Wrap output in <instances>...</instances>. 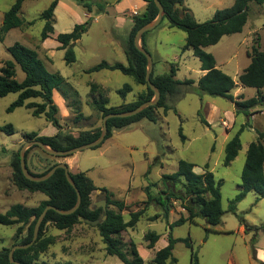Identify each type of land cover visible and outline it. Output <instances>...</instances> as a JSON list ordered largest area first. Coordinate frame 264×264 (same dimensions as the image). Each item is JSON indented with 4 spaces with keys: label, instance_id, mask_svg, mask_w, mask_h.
<instances>
[{
    "label": "rangeland",
    "instance_id": "374dc122",
    "mask_svg": "<svg viewBox=\"0 0 264 264\" xmlns=\"http://www.w3.org/2000/svg\"><path fill=\"white\" fill-rule=\"evenodd\" d=\"M15 0H0V28L4 13ZM52 0H25L21 6L20 18L25 23L20 28L8 31L4 39L0 40V67L4 61L10 60L7 48L19 43L38 54L44 62L46 70L53 74L58 73L64 84L61 91H57L66 101L70 115L61 120L58 114L60 132L71 133L77 136L81 131L101 129L102 116L91 107L92 100L107 97L108 106L129 104L144 94L146 87L137 84L130 76L115 71H99L87 74L86 70L104 59H119L114 34L111 27L117 23L114 15L105 10L102 1L111 3L115 0H59L57 10H54L55 30L60 34L69 33L77 24L85 21L89 23L87 32L73 46L75 62L67 65L64 61V51L54 50L52 58L45 50L40 34L44 26L40 14L49 6ZM235 0H183V6L190 10L198 23L212 19L217 10L229 8ZM125 2L134 3L135 0ZM59 3V2H58ZM89 3L94 14L100 15L97 23L89 20L85 14L83 4ZM104 7L103 9L100 8ZM138 7V6H137ZM142 12V9L137 8ZM55 8V9H56ZM85 9V10H84ZM96 9V10H95ZM135 12V11H134ZM132 12L131 17L138 16ZM110 13V14H107ZM31 23V24H30ZM166 19L150 31L145 38L156 37L144 45L151 55L154 76L167 75L171 65L176 68L175 79L178 81L191 80L190 86H180L177 94L167 95L164 103L173 110L166 113L162 108L156 109V121L151 123L142 121L128 128L114 132L111 138L104 141L99 148L87 149L75 155L74 172H84L92 181L95 190L107 191L111 200L122 201L124 210L122 216L128 221L130 214L141 211L142 216L135 227L122 232L121 240L124 250L129 254V245L133 243L143 258V264H149L155 253L167 245L168 235L174 239H189L191 248L184 243H175L172 257L166 264H191L194 254L198 264H258L254 249L264 251V198L250 192L236 205L235 212L229 210L230 200L238 193L240 174L245 162L247 145L259 139L264 145V102L251 108L245 116L236 113L235 106L227 99L210 97L197 90V81L201 77L200 63L191 49L183 50L185 33L181 30L166 29ZM55 40V37H52ZM50 39L48 44L55 43ZM113 44V45H112ZM60 46V44H59ZM264 52V5L254 2L248 4L247 20L240 33L223 36L215 45L204 48L211 54L216 68L230 76L237 87L232 91L233 99L238 101L256 97L253 88H242L238 84V76L247 67L250 60L247 53L252 47ZM126 48V46H125ZM116 53V54H115ZM126 55V54H125ZM127 64L126 56L122 58ZM23 72L16 66V80L22 81ZM90 79L107 85L105 91L98 87V91L91 93ZM124 85H129L131 91L122 98L117 91ZM77 95H74L73 92ZM264 95V88L261 90ZM17 94L10 93L0 97V213L3 214L10 206L20 204L24 207L35 208L45 195L39 192L19 190L13 183L12 161L14 155L26 142L25 135L35 133L38 136H52L58 132L45 120L44 115L32 116V109L24 107L7 112L9 105L15 101ZM79 102L80 111L85 116L84 121H73V105ZM31 103H41L40 99L28 100ZM54 102V101H53ZM56 105V103L54 102ZM57 106V105H56ZM203 118L208 125L201 123ZM11 125L12 134H7L1 128ZM181 128L184 140L181 139ZM240 134L241 150L229 166L222 164L224 147L238 130ZM65 157H50L38 147H32L27 154V167L32 173L39 174L49 162L63 163ZM180 160L195 165L194 172L200 174L207 167L217 182H221V207L223 215L221 224L213 232L205 231V221L196 217L193 223L186 222L172 227L170 224L179 217L188 216L187 208H196L191 205L188 196L184 194L180 184L161 183L162 175L172 174L177 170ZM173 194L166 203L165 209L158 202L159 197ZM102 198H103V194ZM105 197V196H104ZM93 201L91 202V204ZM116 211L115 208L109 207ZM166 212V213H165ZM158 215L156 219H152ZM243 220V232L240 233V220ZM14 226L0 225V250L11 248L24 236V231L17 237ZM154 232L159 236L152 249L147 248L144 236ZM46 236L53 239V244L35 264H123L117 257L108 256L104 245L95 227L81 222L68 231H58L48 225ZM175 261H174V260Z\"/></svg>",
    "mask_w": 264,
    "mask_h": 264
},
{
    "label": "trees",
    "instance_id": "16d2710c",
    "mask_svg": "<svg viewBox=\"0 0 264 264\" xmlns=\"http://www.w3.org/2000/svg\"><path fill=\"white\" fill-rule=\"evenodd\" d=\"M24 1L25 0H15L11 7L4 13L2 26L0 28L1 41L8 31L20 28L24 25V19L19 16ZM143 1L146 3L144 11L132 18L133 24L125 48L127 64L115 63L110 65L105 61H101L87 69L86 73L90 74L102 70H117L123 75L132 77L137 84L144 85L146 91L144 94H141L136 101L117 107L108 106V99L102 97V94L99 93L100 99H93L91 107L102 117L110 113L128 112L135 109L141 103L153 98V92L145 82L147 68L146 58L133 44V37L136 31L154 20L158 13L153 0ZM158 1L163 7V20H167L168 27L170 29L181 30L185 33V44L182 49H191L193 55L200 63V71L205 72L197 81V90L201 94L210 97L227 99L234 104L236 113H243L245 116L250 115L248 111L251 108L255 107L260 102H264V95L261 93V90L264 88V52L259 51L257 47L253 46L251 51L247 53L250 62L238 76V84L242 88L247 87L255 89L256 97L247 100H241L242 97H240L239 100L236 101L232 96V91L237 87L236 83L230 76L216 68L214 57L206 53L204 48L217 44L223 36L240 33L247 20L248 4L254 2L257 5H264V0H235L231 7L217 10L212 19L204 23L195 21L190 10L183 6V0ZM58 2L59 0H52L49 6L40 14L41 20L44 21V26L40 34L41 41L50 38L54 34V10ZM176 4L182 5V12L179 11ZM83 7L87 11L91 9L89 3L83 4ZM100 8L103 9L104 7L100 6ZM88 26L89 23L84 22L75 25L69 33H60L56 35L55 40L60 44L58 49L64 51V61L67 65L75 62L72 48L87 32ZM148 33L149 32L145 33L140 41L141 47L146 51L144 38ZM7 52L10 55V60L4 61L3 65L0 67V97H5L10 93L17 94L16 100L9 105L7 112H12L19 107L32 109L31 113L33 117L44 115L45 120L58 130L53 136H38L35 133L27 134L25 135L26 141L38 140L53 150L63 151L90 143L98 138L100 134L99 128L96 130L81 131L77 136H73L71 133L62 134L59 130L60 125L58 118L55 117V115L58 114V107L53 102L52 92L53 90L61 91L64 79L58 73H49L45 68L44 62L39 59L38 54L33 49H29L19 43H14L7 48ZM16 66H18L24 74V78L20 82L16 80ZM176 71L177 68L172 64L170 73L167 75L154 76L151 72L150 81L160 92V100L158 103L155 106L144 109L132 117L109 119L107 121V134L105 140L111 136L113 130L122 129L140 121L155 123V111L158 108H162L165 113L168 110H173L175 112V109L169 108L164 103L165 97L167 95L177 94L179 87L182 85L190 86L193 84L191 80H185L183 82L176 80ZM90 87L92 94L98 91L97 85L91 84ZM130 91L131 87L129 85H124L117 93L124 98ZM73 93L77 95L75 91ZM32 99H40L41 103H27L28 100ZM79 105V102L76 101L72 108L74 111L73 121L75 123L82 122L85 119L80 111ZM201 123L208 125L203 118H201ZM1 130L5 131L7 134L13 133L11 125L3 127ZM241 133L242 128H240L225 144L222 162L224 166H229L241 150ZM179 134L181 139L184 140L181 128L179 129ZM260 136L261 134H259V139L250 142L246 149L245 162L240 174L239 191L232 200H230L229 210L232 213L235 212L236 205L250 192L256 193L258 199L264 198V145L259 141ZM32 147L28 148L25 152V164L27 169L26 157L28 151ZM45 155L50 156L46 153ZM56 164L59 163H47L39 174L32 173L29 169L28 171L34 176H43ZM194 167V164L180 160L177 165V170L174 173L165 174L161 177V183L163 185L168 183L180 184L184 194L188 196L191 205L196 208L195 212L192 208H187L188 216L186 218L179 217L170 224V229L186 222L193 223L196 217H200L205 221V231L213 232L215 228L221 224V218L224 213L221 207V182L215 180L213 173L208 171L206 166L204 167V171L200 174L194 172ZM12 168V180L19 190L39 192L46 197V199L35 208H28L20 204H15L10 206L3 214L0 213V225L18 226L16 229L17 237L22 233L23 227L27 225L24 236L16 243L26 245L32 239L34 224L42 210L46 206H53L60 210H69L76 202V193L68 184L65 178V172L61 168L57 169L49 179L43 182L36 183L27 180L20 169L19 151L14 155ZM68 172L81 195L79 208L75 213L67 216L59 215L52 210L47 211L40 225L35 243L27 249L15 250L13 252V259L20 264H35L39 256L46 252L49 246L53 244V239L45 234L46 227L52 225L58 231H68L76 224H81L78 220V218L81 217L90 221L100 220L95 228L104 245L106 255L117 257L123 264H143V258L139 255L135 245L133 243L129 245L130 250L127 255L123 248L125 245H123L121 240L122 232L126 231L128 228H134L142 216V212L137 211L131 213L129 220L125 221L122 216V211L125 207L123 202L111 200V194L107 191L105 196L106 212L103 213L100 208L91 210V194L95 190L92 181L84 172L71 173L69 170ZM172 196L174 195L169 193L164 198L159 197V204L167 209L166 203ZM110 206L115 208L116 211L110 209ZM104 216L105 219L103 220ZM157 217L158 215L154 216L152 219H156ZM240 222L242 226H245L242 219ZM144 240L147 242V248L152 249L159 240V236L154 232H148L145 234ZM177 242H182L187 248H191L189 239H174L171 234H169L167 245L155 253L149 264H166L167 260L171 259L172 249ZM9 250L10 248H2L0 250V264H10L8 259ZM191 264H198V260L194 254L191 257ZM258 264L263 263L258 262Z\"/></svg>",
    "mask_w": 264,
    "mask_h": 264
},
{
    "label": "water",
    "instance_id": "95a60500",
    "mask_svg": "<svg viewBox=\"0 0 264 264\" xmlns=\"http://www.w3.org/2000/svg\"><path fill=\"white\" fill-rule=\"evenodd\" d=\"M153 1H154L155 5L157 7V10H158L157 16L155 17L154 20H152L151 22H149L146 25L142 26L141 28H139L136 31V33H135V35L133 37V44H134L135 48L141 54H143L145 56V58H146L147 68H146V73H145V82H146L147 86L152 90L153 98L151 100H149V101H145V102L141 103L135 109L130 110L128 112L110 113V114H107V115L103 116L102 120H101L100 134H99V136H98V138L96 140H94V141H92L90 143H87V144H84V145H81V146H77V147H74V148H71V149H68V150H63V151L53 150V149L49 148L48 146H46L45 144H43L42 142H40L38 140L26 141L21 146V148L19 150V161H20V169H21V172H22L23 176L27 180H29L31 182H36V183L43 182V181L49 179L54 174V172L57 169L61 168L65 172V178H66L68 184L74 189V191L76 193V202H75L74 206L72 208H70L69 210H60V209H57V208H55L53 206H46L42 210V212L40 213V215L38 216V218H37V220H36V222L34 224L31 241L28 244H26V245L16 244V245H14V246H12L10 248L9 253H8V259H9L10 264H20V263L16 262L13 259V252L15 250L27 249V248H29L30 246H32L35 243V241L37 239V236H38L40 225H41V223H42L47 211L52 210V211L56 212L59 215L67 216V215H71V214L75 213L76 210L79 208L80 203H81V195H80L78 189L76 188L73 180L71 179V176L69 175L68 168H67L66 164H64V163L56 164L54 167H52L43 176H38V177L34 176L26 168V164H25V152H26V150L28 148L32 147V146H37L44 153H46V154H48L50 156H53V157H67V156L74 155L76 153H79V152L87 150V149L96 148V147L100 146L105 140V137H106V134H107V121L109 119H112V118H127V117L135 116L138 113H140L141 111H143L144 109H146V108H148L150 106H155L158 103V101L160 100V92H159V90L150 81V75H151V72H152V69H153V63H152L151 55L144 48H142L141 44H140L142 36L145 33L150 32L153 29H155L161 23V21L163 20L164 10H163V7H162L161 3L158 0H153ZM176 7L179 9L180 12H182V5L181 4H176ZM103 193H104V195L106 194L105 192H103ZM99 208L102 210L103 213L106 212V200H101V202L96 203V204L92 203L91 206H90L91 210H95V209H99ZM104 219H105V216L103 217V220ZM78 220L80 222H83V223L88 224V225L93 226V227L97 226V224L100 222V220L90 221V220H87V219H83L81 217H79ZM26 227H27V225L23 227L22 231H24V233L26 232Z\"/></svg>",
    "mask_w": 264,
    "mask_h": 264
},
{
    "label": "crops",
    "instance_id": "0c3cea01",
    "mask_svg": "<svg viewBox=\"0 0 264 264\" xmlns=\"http://www.w3.org/2000/svg\"><path fill=\"white\" fill-rule=\"evenodd\" d=\"M125 1L126 0H115V1H113L111 3H108L107 1H102V3H103L102 5H105V10L109 11L112 15L115 16L114 20L118 19L117 23H115V25H113L111 27V32H113V34H114L113 35L114 36L113 41H118L117 42L118 44L116 45V48H117V52L119 53V59L117 58V59H113V60H109V59H104L103 60V61H105L106 63H108L110 65L111 64H115V63H120V64L125 65V63H123V61H122V58H123V56H126L125 55V46H126V42L128 40L130 31H131V28H132V24H133L132 23L131 13L135 11L138 14H140V13H142L144 11L145 6H146V3L143 0H135L134 3H129V2L127 3ZM59 4L61 5V1H59L58 5ZM58 5H57V8H58ZM136 7L140 8V10L142 9V12L137 11L138 9H136ZM57 8L55 10H57ZM93 9L94 8L91 7L90 11H87L85 9L84 10L86 11L85 14H87V13L89 14V15H87V17L90 16L89 20H91L95 24V23L98 22V20L100 19L101 16L98 15V14H94L93 13V11H94ZM110 13H107V14H110ZM55 23H56V20H55ZM162 29H163L162 31L164 32V30L170 29V28L168 27V24H167L166 28H162ZM57 34H59V33L54 28V34L50 38H48V39L43 41V46H44L45 50H48V55H49L50 58H52L53 51L54 50H58V48H59V43L55 42V40L52 38V37H56ZM50 39L54 40V42H55V43L50 44L52 46H49V44H48ZM148 40H150L151 43H154L156 41V37L155 36H151L149 38L148 37L145 38V44L148 42ZM102 71H105V70H102ZM200 73H201V76H202V75H204L205 72L200 71ZM90 74H92V73H90ZM89 83L97 85L101 90L105 91L106 95L108 94L110 88L107 85L95 82L92 79H90ZM52 99H53V101L56 103V105L58 107L59 118L61 120L67 119L69 117V115H70V112H69L68 107L65 105L66 101L61 97V95L56 90H53V92H52ZM140 122H142V121H140ZM140 122H138V123H140ZM135 124H137V123H135ZM130 126H128V127H130ZM128 127H125V128H128ZM125 128H122V129H125ZM122 129L113 130L112 134L114 132L120 131ZM56 133L57 132L54 131V133H52V136L55 135ZM112 134H111V136H112ZM111 136L109 138H111ZM247 147H248V145H247ZM76 154H78V153H76ZM76 154H74V155H72L70 157H66L63 160V163L66 164L68 170L71 173L81 172V171H78V170H76L75 172L73 171V170H75L74 169V163H75V160H76L75 159V155ZM103 192L106 193V191L97 190V194H95V195L91 194V200L93 201V203L96 204V203L101 202V200H105L104 196H106V194L104 195ZM101 194H103V198H102ZM243 229H244L243 226L240 225V228H239L240 233H244ZM254 256H255L256 260H259L260 262H262L264 264V251L263 250L255 248L254 249Z\"/></svg>",
    "mask_w": 264,
    "mask_h": 264
},
{
    "label": "built area",
    "instance_id": "2783aa9c",
    "mask_svg": "<svg viewBox=\"0 0 264 264\" xmlns=\"http://www.w3.org/2000/svg\"><path fill=\"white\" fill-rule=\"evenodd\" d=\"M135 13V12H134Z\"/></svg>",
    "mask_w": 264,
    "mask_h": 264
}]
</instances>
